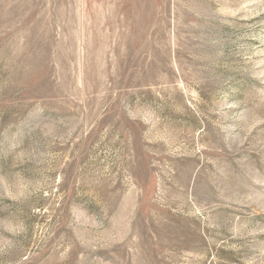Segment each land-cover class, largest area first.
I'll use <instances>...</instances> for the list:
<instances>
[{
    "label": "rangeland",
    "instance_id": "1",
    "mask_svg": "<svg viewBox=\"0 0 264 264\" xmlns=\"http://www.w3.org/2000/svg\"><path fill=\"white\" fill-rule=\"evenodd\" d=\"M0 264H264V0H0Z\"/></svg>",
    "mask_w": 264,
    "mask_h": 264
}]
</instances>
